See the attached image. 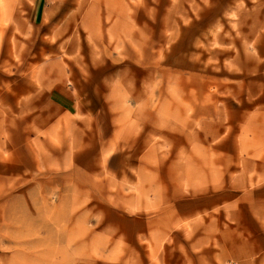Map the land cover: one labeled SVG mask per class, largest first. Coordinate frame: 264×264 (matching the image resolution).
<instances>
[{
    "label": "rangeland",
    "instance_id": "1",
    "mask_svg": "<svg viewBox=\"0 0 264 264\" xmlns=\"http://www.w3.org/2000/svg\"><path fill=\"white\" fill-rule=\"evenodd\" d=\"M23 42L44 55L36 91L73 69L101 99L108 143L63 189L7 165ZM32 99L70 160L71 120ZM257 211L264 0H0V264H264Z\"/></svg>",
    "mask_w": 264,
    "mask_h": 264
},
{
    "label": "crops",
    "instance_id": "2",
    "mask_svg": "<svg viewBox=\"0 0 264 264\" xmlns=\"http://www.w3.org/2000/svg\"><path fill=\"white\" fill-rule=\"evenodd\" d=\"M42 56L44 55L40 53L39 48L32 49L27 42L17 47L10 70L15 78L23 81V86L15 90L16 95L13 99L15 108L11 112L16 114L6 122L1 134L8 154L9 167L20 168L28 177L40 178L49 187L63 189L75 182L77 175L89 170L93 161L91 153L99 150L100 143L102 145L108 143V132L106 128L103 133V124L100 121L103 118L100 108L101 99L96 90L88 91L93 95L94 103L93 108L86 107L85 103L91 102L84 93L87 87L81 84L79 76L73 69L66 71L65 80L60 81V84L43 81L42 91H36L29 76L44 61ZM18 94L22 95L21 98L25 97L26 106H23L20 110L22 112L17 114ZM35 94L41 99L42 104L57 107L61 117L71 120V125L74 127L72 140L74 150L70 160L65 155H61L57 148L51 145L49 139L44 138L57 116L51 117L43 111L34 116L33 106L31 111H27L28 106L34 103L32 98ZM104 119L107 120L106 117ZM37 122H40V128ZM104 134L105 139H103ZM257 214L264 215V212L257 211Z\"/></svg>",
    "mask_w": 264,
    "mask_h": 264
}]
</instances>
